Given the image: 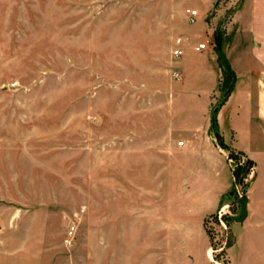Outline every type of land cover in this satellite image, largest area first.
<instances>
[{
  "label": "rangeland",
  "instance_id": "1",
  "mask_svg": "<svg viewBox=\"0 0 264 264\" xmlns=\"http://www.w3.org/2000/svg\"><path fill=\"white\" fill-rule=\"evenodd\" d=\"M227 1L0 0V216L5 236L27 249L12 264H100L103 255L109 264L115 251H135L141 237L113 232L115 210L144 214L146 205L158 212L162 204L172 209L171 202L151 195L159 187L114 180L115 174L126 182L144 179L143 170H128V164L113 169L112 147L130 130L144 131V113L124 97L144 85L179 80L172 75L178 60L172 48L182 36L190 46L208 42L212 62L222 69L214 103L229 92L226 102L238 81L236 70L247 77L250 61L225 52L238 30L227 24L242 0L231 8ZM190 9L200 12L195 23ZM200 30L204 37L197 36ZM187 68L189 81L209 83L199 74L204 64L198 55L189 56ZM218 125L220 130L219 117ZM228 126L227 135L214 133L232 178L217 210L202 221L213 249L208 264H233L232 256L241 264L234 226L250 214L258 168L264 170L263 155L260 164L234 147ZM238 165L248 167L240 178ZM169 237L171 242L174 235ZM49 244L55 253L40 255ZM160 259L154 249L147 263Z\"/></svg>",
  "mask_w": 264,
  "mask_h": 264
},
{
  "label": "crops",
  "instance_id": "2",
  "mask_svg": "<svg viewBox=\"0 0 264 264\" xmlns=\"http://www.w3.org/2000/svg\"><path fill=\"white\" fill-rule=\"evenodd\" d=\"M235 1L228 0V8ZM233 26L238 30L234 40L226 43L225 52L229 57L250 61L243 72L247 77H241V72L236 70V86L219 111L220 130L227 135L225 126L229 124L228 128L235 133L234 147L260 163L258 156L264 157V0H242L227 24L230 30ZM197 36L204 37L205 32L200 30ZM178 39L183 54L176 56ZM198 44L187 45L182 36L175 39L172 54L178 60L172 75L179 80L155 82L152 87L144 85L143 89L130 90L124 97L129 104L135 101L136 110L144 113V131L130 130L120 139V145L114 143L113 169L120 170L128 164L125 167L128 170H143L144 179L140 183L130 179L126 182L115 174L114 180L117 185L159 187L160 192L151 190V195L162 203L171 202L172 209L162 204L158 212L152 205H146L144 214L131 211L130 207L128 211L115 210L113 232L139 233L141 237L135 251H115L108 259L109 264L110 261L118 264L120 260L124 264H148L154 249L156 254L160 253V264H208L213 258L202 221L217 210L232 172L218 151L211 123L222 69L212 62L211 57L215 56L209 44L204 50H196ZM192 55L201 58L204 68L199 74L209 77L208 84L189 81L187 65ZM228 109L231 111L224 125L222 118ZM260 168L256 191L250 196V214L234 226L241 264L264 263V253L257 254L264 249V170L260 172ZM115 196L121 198L120 194ZM4 224V217L0 216V264H12L11 260L26 256L27 249L17 247L12 238L5 236ZM170 233L174 235L172 243ZM56 249L54 244H49L40 255H53ZM170 250L175 253L170 254ZM105 259V255L100 257V264H106ZM232 260L238 264L237 257L232 256ZM38 262L45 264L42 260Z\"/></svg>",
  "mask_w": 264,
  "mask_h": 264
},
{
  "label": "trees",
  "instance_id": "3",
  "mask_svg": "<svg viewBox=\"0 0 264 264\" xmlns=\"http://www.w3.org/2000/svg\"><path fill=\"white\" fill-rule=\"evenodd\" d=\"M217 42H220L219 39L217 40ZM229 92H227V94H225V97L218 101L212 109V113H211V120H212V130L214 131V133L216 134V136H221L220 135V130H219V125H218V112L219 109L221 107V105L225 102V99L227 98ZM241 154H243L242 152H240ZM234 154V153H232ZM248 165H250L253 161L251 159H248L247 161ZM248 167H245V165H238L236 168V175L238 176V178H240V171L247 169ZM246 216V214L244 216L241 217L240 220L244 219Z\"/></svg>",
  "mask_w": 264,
  "mask_h": 264
},
{
  "label": "built area",
  "instance_id": "4",
  "mask_svg": "<svg viewBox=\"0 0 264 264\" xmlns=\"http://www.w3.org/2000/svg\"><path fill=\"white\" fill-rule=\"evenodd\" d=\"M198 16H199L198 10H196V9L189 10L190 22L195 23L198 20ZM177 42H178L179 47L174 50V54L176 56H179V55L183 54V49L180 46L181 45V39H178ZM207 47H208L207 42H201L196 46V50H204ZM180 144H182V142H180Z\"/></svg>",
  "mask_w": 264,
  "mask_h": 264
},
{
  "label": "water",
  "instance_id": "5",
  "mask_svg": "<svg viewBox=\"0 0 264 264\" xmlns=\"http://www.w3.org/2000/svg\"><path fill=\"white\" fill-rule=\"evenodd\" d=\"M0 228H1V226H0Z\"/></svg>",
  "mask_w": 264,
  "mask_h": 264
}]
</instances>
